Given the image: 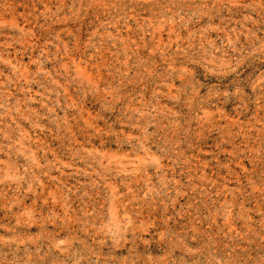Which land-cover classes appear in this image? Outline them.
<instances>
[{
    "label": "rangeland",
    "instance_id": "rangeland-1",
    "mask_svg": "<svg viewBox=\"0 0 264 264\" xmlns=\"http://www.w3.org/2000/svg\"><path fill=\"white\" fill-rule=\"evenodd\" d=\"M0 264H264V0H0Z\"/></svg>",
    "mask_w": 264,
    "mask_h": 264
}]
</instances>
